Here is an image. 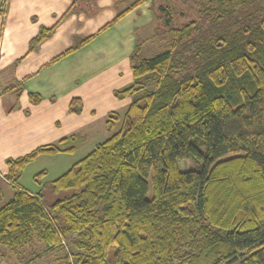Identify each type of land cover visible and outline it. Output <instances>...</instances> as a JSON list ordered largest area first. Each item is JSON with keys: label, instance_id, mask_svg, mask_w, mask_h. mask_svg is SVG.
I'll list each match as a JSON object with an SVG mask.
<instances>
[{"label": "trees", "instance_id": "trees-1", "mask_svg": "<svg viewBox=\"0 0 264 264\" xmlns=\"http://www.w3.org/2000/svg\"><path fill=\"white\" fill-rule=\"evenodd\" d=\"M144 1L119 6L100 30ZM151 1L155 34L168 47L145 57L137 38L133 82L114 91L131 101L107 114L110 135L35 193L19 184L25 167L41 154L73 153L77 138L6 160L14 194L0 206V245H21L37 229L49 248L61 247L52 218L65 239L80 236L68 264H264V5L195 0L200 20L178 25L170 6ZM58 23L41 27L29 52ZM83 108L74 97L67 112ZM187 159L192 167L181 170Z\"/></svg>", "mask_w": 264, "mask_h": 264}, {"label": "crops", "instance_id": "crops-1", "mask_svg": "<svg viewBox=\"0 0 264 264\" xmlns=\"http://www.w3.org/2000/svg\"><path fill=\"white\" fill-rule=\"evenodd\" d=\"M72 3L8 0L6 13L0 14V170L5 174L8 158L64 137L75 136L80 141L76 150L80 145L84 147L86 140L79 135L81 131L101 122L99 117L106 121L110 111H124L131 101L117 99L114 91L133 82L129 56L137 36L140 38L139 32L154 18L152 1L145 0L103 30L117 8H126L128 3L122 6L116 0H77L74 10L59 22ZM57 23L51 37L29 52V42L40 28ZM89 35L95 36L52 62ZM29 93L41 95L42 100L31 103ZM74 97L84 103L80 114L67 112ZM103 127L106 130L104 122ZM6 194L9 192L0 190L3 203L12 198L14 191L10 197Z\"/></svg>", "mask_w": 264, "mask_h": 264}, {"label": "rangeland", "instance_id": "rangeland-1", "mask_svg": "<svg viewBox=\"0 0 264 264\" xmlns=\"http://www.w3.org/2000/svg\"><path fill=\"white\" fill-rule=\"evenodd\" d=\"M133 1L135 0H130V2ZM3 2L6 6L8 0H4ZM159 2L163 3L164 6H170L173 15L176 18V24L178 25L186 23L189 19L200 20L197 10L195 9V0H159ZM258 2L261 5H264V0H258ZM151 11L154 15L152 22L148 24L143 31L139 32V39L142 42L141 54L145 57L153 56L168 47L167 38L155 34L156 19L153 10ZM147 84L149 88H154L155 84L152 77L147 81ZM125 110L126 109H124V111ZM124 111L119 113L123 114ZM98 119H101V122H94L93 128L83 130L79 133V135L81 137L84 136V140H86L84 147H80V145L74 153L59 152L39 155L33 162L25 167L19 179V184L26 189L40 190L44 185L49 184L68 170L74 162L88 154L97 143L102 142L110 135L103 127L105 117L102 116ZM79 143L80 141L77 140L74 142L69 141L68 145H78ZM179 167L181 170H187L192 167V162L188 159L179 161ZM39 173L40 175H38ZM1 189L9 192V194H6L9 197L14 191L12 184L8 181L2 170H0V190ZM2 204L4 203L0 201V206ZM78 240H80L78 234H69L66 239L67 248L64 246L49 248L41 238L39 230L36 229L34 230L31 239L21 245L15 247L0 245V254L2 256L3 264H68L67 260H72V256L80 251L77 247Z\"/></svg>", "mask_w": 264, "mask_h": 264}, {"label": "built area", "instance_id": "built-area-1", "mask_svg": "<svg viewBox=\"0 0 264 264\" xmlns=\"http://www.w3.org/2000/svg\"><path fill=\"white\" fill-rule=\"evenodd\" d=\"M4 6H5V3H4ZM7 8V3H6V6H5V12L3 13V15L6 13V9ZM6 175V174H5ZM52 219V218H51ZM52 222H53V225L55 227V230L56 232L59 234V236L61 237V245L64 246L65 248H67V241L66 239L63 237L57 223L52 219ZM0 264H3V261H2V256L0 254Z\"/></svg>", "mask_w": 264, "mask_h": 264}]
</instances>
